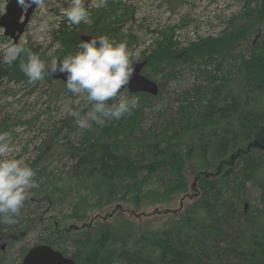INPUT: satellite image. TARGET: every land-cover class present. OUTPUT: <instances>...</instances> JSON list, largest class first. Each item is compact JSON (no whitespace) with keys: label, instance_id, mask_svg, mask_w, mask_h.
Listing matches in <instances>:
<instances>
[{"label":"trees","instance_id":"obj_1","mask_svg":"<svg viewBox=\"0 0 264 264\" xmlns=\"http://www.w3.org/2000/svg\"><path fill=\"white\" fill-rule=\"evenodd\" d=\"M118 1L90 9L91 25H70L65 18L54 31L60 48L52 56L31 42L24 45L50 63L75 53L86 35L115 37L117 42L127 38L131 44L132 37L121 31V23L132 19L133 12L121 9ZM228 23L231 30L223 36L182 50V60L203 66L198 71L205 83L194 88L191 101L183 98L178 125L171 132L166 128L134 137L136 112L103 127L93 125L81 145L70 147L78 157L71 172L74 180L98 202L151 205L168 203L177 195L190 202L168 212L162 224L143 234L129 220L113 217L121 209L117 205L110 222L94 227L70 224L60 230L53 224L55 228L46 227L48 233L35 244L59 248L75 264H264V6L248 7ZM258 29L263 34L246 53L231 55L233 45ZM172 30H162L163 42L156 41L146 50L147 75V70L159 72L175 63L178 51ZM225 60L230 65L226 71L220 67ZM212 63L214 69H206ZM19 64V60L1 64L0 75L27 80ZM43 80L52 82L49 74ZM136 96L147 104L153 98L144 93ZM189 167L195 174L191 184L185 175ZM152 177L161 181L159 188H146ZM246 183L259 190V204L245 209L241 205ZM57 190L58 195L65 193ZM87 208V198L82 197L66 217L82 220ZM0 233L4 240L7 232ZM57 236L68 240L70 251L56 241Z\"/></svg>","mask_w":264,"mask_h":264},{"label":"rangeland","instance_id":"obj_2","mask_svg":"<svg viewBox=\"0 0 264 264\" xmlns=\"http://www.w3.org/2000/svg\"><path fill=\"white\" fill-rule=\"evenodd\" d=\"M3 1L0 0V14L3 12ZM118 2L121 3V9L129 8L133 12L132 19L121 23V31H127L132 37L131 44L128 43L129 48L139 50L140 55L136 59L144 60L146 50L155 47L156 41L163 42L160 32L168 30L169 27L173 28L174 50L178 51L175 54L177 58L175 63L159 68V72L153 69L147 70L148 76L144 69V73L160 87L159 94L148 104L143 102V98L136 96V93L131 94L127 90H121L120 95L136 96L139 99L138 106L132 110V113L137 112V121L136 125H133L134 133H132L134 137L146 136L152 130L166 128L171 132L178 125V106L183 98L191 101L194 88L205 83L199 77L198 71L203 66L195 61L182 60V50H187L192 43L223 36L224 32L231 30L228 23L231 18L248 7L264 6V0H119ZM90 3L91 0L89 5ZM67 6L68 0H42V3L33 10L17 44L31 42L34 46H39L40 51H44L46 56H52L55 50L60 48L54 31L65 19L63 12ZM91 10L96 11L95 8ZM262 34L260 29L248 32L239 41L240 43L232 46L229 52L234 56L246 53L251 43L258 40ZM98 37L101 36L89 38ZM110 39L116 41L115 37ZM124 40L127 41V38ZM12 44L13 41L4 35L3 29L0 28V65L5 64L2 63V58L5 50ZM180 50L182 54L179 53ZM225 61L220 63L224 71L230 69L229 62ZM214 67L215 63H212L206 69L212 70ZM233 70L234 73L236 68ZM77 101L83 103L81 97L69 92L65 85L55 83L53 80L29 84L26 79L14 80L0 75V132L9 133L11 138L10 152L7 155L24 159L33 167L39 188L33 189L29 197L40 199L39 203L27 204L21 209L19 216L22 221L19 224L28 226L29 229L27 228L25 232L23 229L7 232L5 235L7 238L0 240V245L5 244L4 249H0V264H20L25 250L48 233L46 227H56L60 230L70 224L80 226L83 221L87 222L90 219L93 221L91 226L94 227L100 223L110 222L112 218L108 214L117 205L121 209L117 210L113 217L129 220L142 234L149 232L162 224L168 216L167 213L158 211L177 208L183 197L177 195L168 203L155 202L151 205L145 203L135 205L123 201L109 203L103 199L98 202L89 189L82 183H76L71 172L78 157L72 153L70 147L81 145L86 133L91 131L77 127L74 120L69 124L63 123L72 118L68 115L69 110L80 106ZM89 110L90 106L85 108L82 115H86ZM258 148L261 149L259 146ZM185 175L188 183H193L195 174L190 167L186 169ZM160 184L158 177H152L146 188L156 189ZM58 188L65 193L58 195ZM245 192L246 197L242 200L241 206L244 205L246 209L251 205L259 204V190L256 187L246 183ZM82 197L87 198L86 217L82 220L67 218L66 215ZM181 202L186 205L190 199L183 198ZM80 208H84V205ZM97 215L99 217L94 218ZM103 216H106L105 220ZM56 241L63 248L71 250V247L66 245L68 244L66 238L57 236Z\"/></svg>","mask_w":264,"mask_h":264},{"label":"clouds","instance_id":"obj_3","mask_svg":"<svg viewBox=\"0 0 264 264\" xmlns=\"http://www.w3.org/2000/svg\"><path fill=\"white\" fill-rule=\"evenodd\" d=\"M22 8L38 5L42 0H17ZM108 0H68L63 15L70 25H91V8L100 9ZM139 50L129 48L127 41L116 42L107 36L92 38L79 45V51L62 60L53 58L46 62L24 44L13 43L5 50L2 63L13 64L19 60L20 70L27 83L42 81L46 74L57 71L67 74L66 89L81 97L83 103L69 110L77 127L91 130L93 125L103 127L108 121L120 120L131 115L139 104L136 96H122L133 74V63L139 61ZM25 57L26 59H22ZM112 101V103H109ZM90 106L86 115L85 108ZM11 138L9 133L0 132V218L4 223L14 224L15 217L28 200L33 189L39 188L36 171L24 159L8 157Z\"/></svg>","mask_w":264,"mask_h":264},{"label":"water","instance_id":"obj_4","mask_svg":"<svg viewBox=\"0 0 264 264\" xmlns=\"http://www.w3.org/2000/svg\"><path fill=\"white\" fill-rule=\"evenodd\" d=\"M35 6V4H32L24 9L18 4L17 0L4 1V11L0 15V27L3 28V34L9 36L14 43H17L18 38L23 33ZM84 39L91 40L85 37ZM145 64L146 60L133 63L134 71L128 85H126V89L130 93L145 92L156 95L158 93L157 83L141 73ZM50 76L53 80L59 79L63 82L67 79V74L59 71L50 73ZM0 248L3 249L4 245H1ZM21 264H75V262L72 258L63 256L60 251L54 250L49 245L37 244L26 251Z\"/></svg>","mask_w":264,"mask_h":264},{"label":"flooded vegetation","instance_id":"obj_5","mask_svg":"<svg viewBox=\"0 0 264 264\" xmlns=\"http://www.w3.org/2000/svg\"><path fill=\"white\" fill-rule=\"evenodd\" d=\"M139 61H141V60H139ZM39 200L40 199H37L34 197H29L28 200L25 202L24 206H26L27 204H32V203H39ZM15 220H16V222L14 224H7V223L3 222L2 218H0V231L12 233V232H16L20 229H23V231L25 232L27 230L28 226H25V225L23 226V225L19 224L22 221L20 219H15ZM20 227H22V228H20ZM63 255L70 256L69 254H66V253H64Z\"/></svg>","mask_w":264,"mask_h":264},{"label":"bare ground","instance_id":"obj_6","mask_svg":"<svg viewBox=\"0 0 264 264\" xmlns=\"http://www.w3.org/2000/svg\"><path fill=\"white\" fill-rule=\"evenodd\" d=\"M141 61H143V60H141ZM139 62V61H138ZM136 63V62H135ZM195 182V181H194ZM182 199H183V197L181 198V200H180V202H179V205H178V207L177 208H173V209H166V210H164L165 212L167 211V210H169V211H167L166 213H173V211H175L176 209H178V208H180L181 206H182ZM67 257H69V256H67ZM70 258V257H69ZM75 262V261H74Z\"/></svg>","mask_w":264,"mask_h":264}]
</instances>
